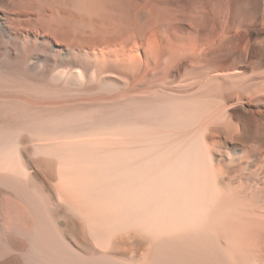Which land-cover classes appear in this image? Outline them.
Instances as JSON below:
<instances>
[{
    "label": "bare ground",
    "instance_id": "bare-ground-1",
    "mask_svg": "<svg viewBox=\"0 0 264 264\" xmlns=\"http://www.w3.org/2000/svg\"><path fill=\"white\" fill-rule=\"evenodd\" d=\"M119 1L0 0V67L67 97L0 89L34 116L0 128V264H264V0Z\"/></svg>",
    "mask_w": 264,
    "mask_h": 264
},
{
    "label": "rangeland",
    "instance_id": "rangeland-1",
    "mask_svg": "<svg viewBox=\"0 0 264 264\" xmlns=\"http://www.w3.org/2000/svg\"><path fill=\"white\" fill-rule=\"evenodd\" d=\"M119 3V4H118ZM137 5V4H136ZM136 5H134V3L132 2V1H130V0H123V1H119V2H117L116 3V6L118 7V10L121 12V13H123L124 15H126V16H128L129 18H130V15H129V13H136V11L138 12V10L135 8L136 7ZM160 5V7H158V6ZM163 7H162V6ZM157 6V7H156ZM153 7V8H152ZM157 8V10H155V8ZM164 7H166V9H167V5L166 4H163L162 2H160V3H156V4H154V6L152 5L151 6V8L154 10H150V12H148V13H159V10H162V11H164V10H166ZM160 8V9H159ZM135 9V10H134ZM164 9V10H163ZM129 11V12H128ZM28 14V13H27ZM31 14V16H30V18L32 17H35V15H37L36 13H34V15H33V13H30ZM29 14V15H30ZM42 14V15H41ZM39 15H41V16H38L39 17V24L40 25H42L43 26V24H45L43 27H42V29H41V27L40 28H38L40 31H42L43 29H47V30H50L49 28H53V27H55V28H53L54 30H56V29H59V30H56L55 32H56V38L53 36L52 38H55V40L58 38V36H59V38H60V42L61 43H63V42H65L66 40L67 41H69V42H67L66 41V43H71V44H75L76 42H75V37H76V33L79 31V29H80V27H81V22L84 24V23H86L87 22V20H88V14L87 13H79V12H77V11H75V13H40ZM53 15V16H52ZM54 15H55V17H54ZM47 16H49V17H47ZM76 16V17H75ZM79 16V17H78ZM26 17V16H25ZM57 21H56V20ZM42 20V21H41ZM46 20V22H44ZM41 21V22H40ZM49 21V22H48ZM54 21V22H53ZM59 21V22H58ZM75 21H76V23H78V26H79V29L78 30H73V24H75ZM60 22H63L65 25H62ZM52 25H51V24ZM58 24V25H56V24ZM66 23H67V25H66ZM61 24V25H60ZM50 25H51V27H50ZM53 25H55V26H53ZM60 25V26H59ZM30 25H26V27L28 28V29H30L31 30V27H29ZM62 26V27H61ZM64 26H65V28H64ZM70 26V27H69ZM60 27H61V29H60ZM64 29V31H62V32H60L61 30H63ZM68 29V30H67ZM73 30V31H72ZM71 31V32H70ZM55 32H54V34H55ZM58 32V33H57ZM73 32V33H72ZM70 33H72V36H71V34ZM53 34V35H54ZM57 34H58V36H57ZM64 34V35H63ZM65 34H66V36H65ZM70 36H69V35ZM60 36H62L63 37V39H61L62 37H60ZM71 37V38H70ZM58 38V39H59ZM67 38V39H66ZM69 39V40H68ZM63 40V41H62ZM33 41V42H32ZM45 40H35L34 41V39H31V40H29L28 41V43L29 44H35V47L37 48V49H43V48H45V46H46V41L44 42ZM58 41V40H57ZM58 41V42H59ZM30 45V46H31ZM42 47V48H41ZM15 66L14 65H10V66H7V68H4V67H0V89H1V91H4V92H6V93H12L13 91H14V89L17 91V92H13V93H17V94H24V95H26V96H28V97H30V98H33V97H35V99L36 98H38V99H44V100H64L65 98H67L66 96H63V95H60L59 96V94H57V93H55V92H52V91H50V90H48L47 88H45L46 86H45V84L43 83L42 84V82H40V81H37V80H35V79H33L32 80V74H30V72L29 71H27L25 68H23V67H20L19 65H16V67L14 68ZM17 67H19V69H17L16 70V68ZM2 68H3V70H2ZM14 68V71L12 70ZM22 68V69H21ZM5 69H7V70H5ZM5 70V71H4ZM9 70H12V72L11 71H9ZM18 70H19V72H18ZM17 71V72H16ZM25 71H27V72H25ZM9 72V73H8ZM15 73V74H14ZM18 73V74H17ZM8 74V75H7ZM20 74V75H19ZM22 74V75H21ZM6 75L8 76V77H6ZM31 75V76H30ZM12 77V78H11ZM31 77V78H30ZM30 79V80H29ZM14 80V81H13ZM21 81V82H20ZM35 81V83H33ZM3 82V83H2ZM6 82V83H5ZM17 82H18V85H17ZM25 82V83H24ZM31 82V83H30ZM13 83V84H12ZM28 83V84H27ZM40 85H39V84ZM4 84H5V86H4ZM31 84V85H30ZM43 85V86H42ZM8 86V87H7ZM23 86V87H22ZM34 86V87H33ZM5 87H7L8 88V91L10 90V88L11 89H13V90H11L10 92H8V91H5V89L7 90V88H5ZM19 89H18V88ZM21 87V88H20ZM40 87H42V88H44V89H42V88H40ZM2 88H4V89H2ZM33 90H32V89ZM18 89V90H17ZM39 90V91H38ZM42 90H44V91H42ZM28 91V92H27ZM31 91V92H30ZM33 91V92H32ZM36 91V93H34ZM46 91V92H45ZM41 92V93H40ZM42 93H45L44 95L42 94ZM40 94V95H39ZM34 95V96H33ZM38 95V96H37ZM54 97V98H53ZM57 99H56V98ZM4 102V101H3ZM3 102H0L1 104H0V106H1V108H0V117H2L0 120H1V122H2V124H1V122H0V128H3L5 125H7L8 123L10 124V123H14V122H16V120L17 121H20L22 118H24V119H29V114H31L30 116V118H32L33 117V119H34V116L32 115V113H30V112H28L29 110L28 109H25L24 108V106L23 105H21L23 108H24V111L23 110H20V109H23L18 103L16 104L15 102H13V104H12V102H8V101H5L4 103H5V105L3 106ZM10 104V105H9ZM12 105V106H11ZM2 106H3V108H2ZM14 106H19L17 109H14V108H16V107H14ZM110 108H111V110H110ZM9 110V111H8ZM12 110H14V111H12ZM15 110H17L18 112H20L19 113V118L17 119V117H16V115L13 113V112H15ZM20 110V111H19ZM106 110V117H107V119L108 120H110L111 119V117H113L114 116V109H112V107H108L107 109H105ZM10 112V113H9ZM26 112H28L27 114H26ZM109 112V113H108ZM25 113V114H24ZM10 114V115H9ZM113 114V115H112ZM57 116H61L60 114H56ZM55 115V116H56ZM28 116V117H27ZM56 116V117H57ZM110 116V117H109ZM13 117H14V119H13ZM16 117V118H15ZM39 117H41V118H44L43 119V121L46 123V122H48V121H46L48 118H49V116L48 115H46V114H43V116L42 115H39V116H36L35 117V119L36 118H38L39 120L41 119V118H39ZM46 117H48V118H46ZM59 117H57L58 118V120H60V122L63 120V118H62V120H61V118H59ZM11 118V119H10ZM46 118V119H45ZM5 120V121H4ZM15 120V121H14ZM23 120V119H22ZM39 120H37L40 124L39 125H41V127H47V128H52L53 126L54 127H57V128H69V124L67 123V122H65L64 123V121L63 122H59L58 123V120L56 121V123L55 124H51V126H50V124L49 123H44L42 120L41 121H39ZM4 123V124H3ZM66 123H67V125H66ZM48 125H49V127H48ZM55 125H61V127L60 126H55ZM3 126V127H2ZM62 126H64V127H62ZM0 203H1V201H0ZM0 208H1V204H0ZM48 222H49V220H48ZM79 223V222H78ZM46 225V227H47V230H46V233L48 234L47 236L48 237H50V241L51 242H55L54 243V245L55 244H57V245H53V243H51V245H53V249L57 246V248L58 249H56L57 250V252H58V250H59V248H60V250H63L64 249V251H63V253L65 254V253H67V254H71V253H69V249H68V251L66 250L67 249V247H66V249H65V246H63L61 243H59V240H58V237H56L57 236V234L54 232L55 230L53 229V227L51 226V224H50V222L49 223H46L45 224ZM6 228V226H5V224H3V223H1L0 224V232H1V230H3L1 233H0V245L2 246V244L4 245H10V237H9V235L7 234L8 233V231H7V228ZM48 229H49V231H48ZM5 230V231H4ZM54 230V231H53ZM48 231V232H47ZM51 234V235H50ZM8 235V236H7ZM50 235V236H49ZM3 237H6V238H3ZM9 239H8V238ZM7 239H8V241H7ZM6 240V241H5ZM49 240V239H48ZM56 240H58V242L56 241ZM5 242V243H3V242ZM50 241H49V243H50ZM26 242H28V240L26 241ZM25 242V245L27 244ZM57 242V243H56ZM62 246H61V245ZM34 248V250H33V248ZM64 247V248H63ZM25 249L26 250H24V252H25V258H24V261L22 260V261H19L18 263H15V264H40V261H39V253H38V251H39V249L37 248V246H34V244L31 242V244L29 245V243H28V245H26L25 246ZM37 249V250H36ZM59 250V253H61V251ZM33 251H35V252H33ZM65 251H67V252H65ZM27 253V254H26ZM58 253V254H59ZM62 253V254H63ZM9 254L12 256L13 255V252H9L8 254H6L5 255V257L3 258V260L5 261L3 264H9V263H7V259H8V256H9ZM29 255V256H28ZM31 255V256H30ZM33 255H35V256H33ZM10 257V256H9ZM36 258H38V259H36ZM79 259H81V258H79ZM78 259V260H79ZM3 260H2V262H3ZM20 260V259H19ZM27 260V261H26ZM31 261V262H30ZM34 261V262H33ZM33 262V263H32ZM62 264V263H61Z\"/></svg>",
    "mask_w": 264,
    "mask_h": 264
}]
</instances>
